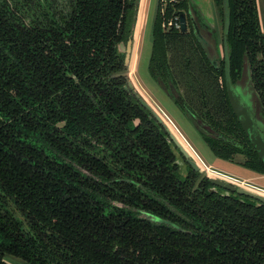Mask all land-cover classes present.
I'll return each instance as SVG.
<instances>
[{
	"label": "trees",
	"instance_id": "obj_1",
	"mask_svg": "<svg viewBox=\"0 0 264 264\" xmlns=\"http://www.w3.org/2000/svg\"><path fill=\"white\" fill-rule=\"evenodd\" d=\"M141 2L0 0V264H264V203L180 171L170 130L129 86L119 47ZM216 3L230 81L248 67L264 119L257 0ZM179 10L188 31L164 28ZM195 10L160 0L150 75L212 130L202 137L217 157L246 155L264 173L229 100L226 56Z\"/></svg>",
	"mask_w": 264,
	"mask_h": 264
},
{
	"label": "rangeland",
	"instance_id": "obj_2",
	"mask_svg": "<svg viewBox=\"0 0 264 264\" xmlns=\"http://www.w3.org/2000/svg\"><path fill=\"white\" fill-rule=\"evenodd\" d=\"M146 4L143 6V16L141 19V26H138V30L135 31L132 37L133 48L130 54L129 75L130 81L133 84L135 90L149 102L154 109L162 115L165 122L170 125V128L175 129V133L182 135L184 144L180 141L181 145L188 148L191 153L187 158L179 147L177 148V158L180 161V165L183 168L182 172L185 173L189 169L188 159L195 161L200 165V170L204 175L210 177L221 178L234 184H240L243 186H264V173L250 170L243 166L241 163L247 158L246 155L236 153L232 160H225L217 157L209 145L202 139L197 125L194 123L175 103L173 97L168 95L163 87L158 84L150 75L149 62L152 53V29L158 4L160 0H145ZM260 1V4H259ZM195 11L201 16V18L207 22L215 32V43L217 48L212 49V45L208 44L211 48V52L214 55L219 54L220 59L225 57V44H224V23L220 13V7L217 5L216 0H190ZM259 4V16L260 24L264 25V0H258ZM141 6V3H140ZM219 7V8H218ZM140 11V7H139ZM164 11V9L162 10ZM139 17V13H138ZM137 17V22H138ZM172 18V17H171ZM166 20V19H165ZM137 25V23H136ZM241 88L240 93L245 96L248 103L257 110L256 113L259 122L262 116L259 113V106L257 107L256 96L253 93L250 73L248 67L244 71L243 77L236 84ZM255 104H254V103ZM261 123V122H260ZM262 125V124H261ZM172 126V127H171ZM264 128V125H262ZM177 137V136H176ZM191 165V164H190ZM192 166V165H191ZM193 167V166H192ZM252 183V184H251ZM9 261L16 262L17 264H29L25 260L10 256Z\"/></svg>",
	"mask_w": 264,
	"mask_h": 264
},
{
	"label": "water",
	"instance_id": "obj_3",
	"mask_svg": "<svg viewBox=\"0 0 264 264\" xmlns=\"http://www.w3.org/2000/svg\"><path fill=\"white\" fill-rule=\"evenodd\" d=\"M227 5V4H226ZM226 28L228 25V9L226 6ZM176 15L179 16L180 23H181V32H187L188 31V21H187V14L184 10H179L176 12ZM133 39L130 38L127 43L122 42L120 44V50L125 53V64L129 65L130 63V54L132 52L133 48ZM225 56H226V84H227V92L229 96V100L231 103V106L233 108V111L235 115L237 116L238 121L240 122L248 140L252 144V146L255 148L259 158L264 163V129L259 120L257 119V113L255 112L254 105H250L247 101V99L243 98L240 93V87L238 85H233L230 81V75H229V60H228V48L227 44H225ZM129 86L132 88L133 84L130 81ZM253 90V88H252ZM254 93V90H253ZM255 95V93H254ZM142 103L144 106H146L149 110L153 112V114L156 116V118L159 120L160 123H162L166 128L170 130V138L174 142L176 147H179L181 149V152L188 158L190 156V153L181 145L180 141L174 134V132L171 130L169 125L165 122L162 115H160L154 107L147 102L144 98H142ZM254 103V102H253ZM255 104V103H254ZM188 162L193 166L195 170L200 169V165L197 164L195 161L188 159ZM210 181L217 187H222L226 190V194H231L232 192H235L240 195H245L248 197H251L253 199L258 200L259 202L264 203V190H261L259 188H256L255 186L248 187L243 186L240 184H234L232 182H229L227 180H223L221 178L216 177H210ZM216 188H213L214 191ZM160 221V219H158Z\"/></svg>",
	"mask_w": 264,
	"mask_h": 264
},
{
	"label": "flooded vegetation",
	"instance_id": "obj_4",
	"mask_svg": "<svg viewBox=\"0 0 264 264\" xmlns=\"http://www.w3.org/2000/svg\"><path fill=\"white\" fill-rule=\"evenodd\" d=\"M242 95V94H241ZM242 97L243 98H245V96H243L242 95ZM246 99V98H245ZM255 112H257V110L255 109ZM260 113V112H259ZM258 114V113H257ZM259 116V115H258ZM257 116V117H258ZM258 119V118H257ZM259 120V119H258ZM194 123H196V125L198 126L197 127V130L199 131V133H200V135H201V137L203 136V134L206 132V133H211L212 132V130L207 126V125H205L204 123H202V122H200L198 119H195V120H192ZM260 124H262V125H264V119H261L260 120ZM169 125V124H168ZM261 125V126H262ZM169 127H170V125H169ZM172 127V126H171ZM171 130L174 132V134L181 140V142H182V144H184V141L182 140V138H183V136L180 134V135H178L177 133H175V129L173 128H171ZM262 130H264V129H262ZM202 139H203V137H202ZM204 140V139H203ZM205 141V140H204ZM174 143V142H173ZM208 145V144H207ZM185 146V148L188 150V148L186 147V145H184ZM174 148H175V150L177 151V148H176V146H175V144H174ZM189 151V150H188ZM190 152V151H189ZM177 153V152H176ZM191 154V153H190ZM177 161H178V163L180 164V161H179V159L177 158ZM189 166H191L190 164H189ZM192 167V166H191ZM193 168V167H192ZM182 167H181V165H180V171H182ZM194 169V168H193ZM200 170V169H199ZM197 171V170H196ZM213 186H214V188H216L215 190L216 191H218V190H222L223 191V193H225L226 194V190L225 189H223L222 187H216L214 184H213ZM232 193H235V192H232Z\"/></svg>",
	"mask_w": 264,
	"mask_h": 264
},
{
	"label": "built area",
	"instance_id": "obj_5",
	"mask_svg": "<svg viewBox=\"0 0 264 264\" xmlns=\"http://www.w3.org/2000/svg\"><path fill=\"white\" fill-rule=\"evenodd\" d=\"M167 0H163L164 4ZM172 2H177L179 0H170ZM163 27L166 29L174 28L181 31V23L178 15L173 16L172 18L166 19L163 22Z\"/></svg>",
	"mask_w": 264,
	"mask_h": 264
},
{
	"label": "crops",
	"instance_id": "obj_6",
	"mask_svg": "<svg viewBox=\"0 0 264 264\" xmlns=\"http://www.w3.org/2000/svg\"><path fill=\"white\" fill-rule=\"evenodd\" d=\"M193 1V0H192ZM258 1V0H257ZM146 1L145 0H142V4H141V11H140V19H139V25L141 26V19H142V10H143V6H144V4H146L145 3ZM259 4H260V1H259ZM259 4H258V8H259ZM262 27H263V29H264V25H262ZM252 184V183H251ZM252 185H254L256 188H259V189H261V190H264V186L263 185H255V184H252ZM11 262H12V260H10ZM12 264H17L16 262H12Z\"/></svg>",
	"mask_w": 264,
	"mask_h": 264
},
{
	"label": "bare ground",
	"instance_id": "obj_7",
	"mask_svg": "<svg viewBox=\"0 0 264 264\" xmlns=\"http://www.w3.org/2000/svg\"><path fill=\"white\" fill-rule=\"evenodd\" d=\"M178 138V137H177ZM179 139V138H178ZM180 140V139H179ZM181 141V140H180Z\"/></svg>",
	"mask_w": 264,
	"mask_h": 264
}]
</instances>
